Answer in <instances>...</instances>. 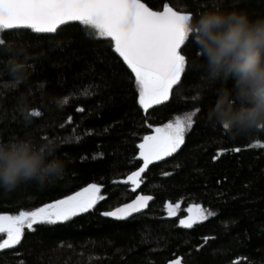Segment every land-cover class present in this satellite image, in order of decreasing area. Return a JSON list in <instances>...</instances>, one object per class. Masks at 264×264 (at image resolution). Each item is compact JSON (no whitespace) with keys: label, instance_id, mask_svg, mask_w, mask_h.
I'll return each mask as SVG.
<instances>
[{"label":"trees","instance_id":"trees-1","mask_svg":"<svg viewBox=\"0 0 264 264\" xmlns=\"http://www.w3.org/2000/svg\"><path fill=\"white\" fill-rule=\"evenodd\" d=\"M142 2L153 10L169 2L192 16L218 6L246 11L251 19L264 17V0ZM90 32L72 25L52 35L0 33L5 40L0 45V141L55 139L56 155L66 162L59 181L0 190V214L34 210L92 183L104 197L94 210L67 223L26 230L20 245L0 252V264H174L176 259L182 264H264V148L250 146L264 143V128L234 136L207 122L217 96L209 91L201 102L191 99L203 73L193 34L182 51L188 61L182 82L167 103L142 113L129 69L114 45ZM14 59L24 63L22 74L11 71ZM85 87L92 94L80 95ZM65 97L69 103L62 104ZM197 108L185 144L149 165L133 192L122 181L141 167L137 154L143 137ZM37 109L42 115H29ZM138 195L154 198L143 215L131 220L103 215ZM168 203L180 204L178 215H167ZM192 205L213 215L183 228L180 220L187 219Z\"/></svg>","mask_w":264,"mask_h":264},{"label":"snow or ice","instance_id":"snow-or-ice-1","mask_svg":"<svg viewBox=\"0 0 264 264\" xmlns=\"http://www.w3.org/2000/svg\"><path fill=\"white\" fill-rule=\"evenodd\" d=\"M191 19L190 13L177 10L169 2L163 4L162 10H153L142 0H0V33L31 30L36 34H54L63 25L79 22L91 30L90 35L114 42L115 53L134 75L138 103L145 113L156 105L168 102L174 88L186 74L188 61L186 55L182 54V46L190 38L188 22ZM4 44L5 40L0 37V45ZM16 82L4 87L11 88ZM90 94L91 87L80 91L82 96ZM69 99L65 97L61 103L67 104ZM191 99L196 100V97ZM77 111H83V108ZM199 111L197 108L176 115L162 127H155L154 134L145 135L138 145L143 165L122 182L131 183L135 191L149 165L171 157L185 144L186 134L193 129L194 117ZM29 115L38 117L42 113L37 109L31 110ZM68 122H71V117H68ZM250 146L264 148V143L257 142ZM234 151L239 152L240 149L235 148ZM222 154L219 152L214 159ZM100 191V186L92 183L34 210L0 214V251L20 245L25 229L35 231L36 225L64 223L90 211L99 200L104 199ZM150 200L151 196L140 195L131 203L103 215L124 220L148 207ZM179 208V203L166 205L170 217L175 216ZM187 211L190 214L187 219L180 220V225L185 228H192L213 215V212L199 205H192ZM19 264H24V261L21 260ZM174 264H182V260L176 259Z\"/></svg>","mask_w":264,"mask_h":264},{"label":"clouds","instance_id":"clouds-1","mask_svg":"<svg viewBox=\"0 0 264 264\" xmlns=\"http://www.w3.org/2000/svg\"><path fill=\"white\" fill-rule=\"evenodd\" d=\"M188 27L203 59L196 101L209 91L217 96L207 122L234 136L264 128V17L251 19L246 11L214 6L192 16ZM24 68L22 61H11L13 73ZM57 147L55 139L38 143L31 136L0 141V190L63 179L66 162L56 155Z\"/></svg>","mask_w":264,"mask_h":264},{"label":"rangeland","instance_id":"rangeland-1","mask_svg":"<svg viewBox=\"0 0 264 264\" xmlns=\"http://www.w3.org/2000/svg\"><path fill=\"white\" fill-rule=\"evenodd\" d=\"M129 72H130V74H131V77H132V79H133V82H134V75L131 73V71H130V69H129ZM134 86H135V84H134ZM135 90H136V95H137V105H138V108H139V110L142 112V113H145V111L141 108V106L139 105V103H138V91H137V89H136V87H135ZM167 103V102H166ZM165 104V103H164ZM161 105H163V104H161ZM158 106H160V105H156V106H154L153 108H155V107H158ZM152 109V108H151ZM152 134H154V132H153V130H152V133L151 134H149V135H152ZM143 142V140L140 142V143H142ZM139 143V144H140ZM168 157H166L165 159H167ZM164 159V160H165ZM137 160L141 163V167H142V165H143V160L139 157V148H138V154H137ZM161 161H163V160H161ZM157 162H160V161H156V162H153V163H157ZM152 163V164H153ZM130 187H131V189L133 188V186L131 185V183H127ZM138 188V187H137ZM136 188V189H137ZM133 191V190H132ZM136 191V190H135ZM134 192V191H133ZM100 194V193H99ZM137 197V196H136ZM136 197H134V198H136ZM99 202H100V200L97 202V204L95 205V207L93 208V209H91L90 211H92V210H94L95 208H96V206L99 204ZM121 207V206H120ZM90 211H88V212H90ZM88 212H86V213H88ZM86 213H82V214H80V215H78V216H75V217H73L72 219H74V218H76V217H79V216H81V215H84V214H86ZM167 215H168V212H167ZM176 215H178V212H177V214ZM169 216V215H168ZM71 219V220H72ZM71 220H69V221H71ZM69 221H67V222H69ZM67 222H64V223H67ZM64 223H57V224H54V225H59V224H64ZM36 226H46V225H36ZM36 226H34V227H36ZM53 226V225H52ZM182 227V226H181ZM184 228V227H183ZM27 229H25V231H26ZM3 238H6V236L5 237H3ZM7 250H10V249H7ZM3 251H6V250H3ZM0 252H2V251H0Z\"/></svg>","mask_w":264,"mask_h":264},{"label":"water","instance_id":"water-1","mask_svg":"<svg viewBox=\"0 0 264 264\" xmlns=\"http://www.w3.org/2000/svg\"><path fill=\"white\" fill-rule=\"evenodd\" d=\"M72 25H81L79 22H70V23H68L67 25H63V26H61V28L60 29H62V28H64V27H66V26H72ZM59 29V30H60ZM58 30V31H59ZM8 32L10 31V32H31V30H7ZM45 35H52V34H45ZM113 45H114V42H112L110 39H108ZM183 47H184V45L182 46V49H183ZM138 196H140V195H138ZM136 198H133V200H135ZM132 200V201H133ZM132 201H130L129 203H131ZM154 203V198H152V200H150L149 202H148V207H146V208H144L142 211H140V212H138V213H134L132 216H130V217H128L127 219H124V220H131V219H133V218H136V217H139V216H141V215H143L146 211H147V209L149 208V206L150 205H152ZM123 206V205H122Z\"/></svg>","mask_w":264,"mask_h":264}]
</instances>
